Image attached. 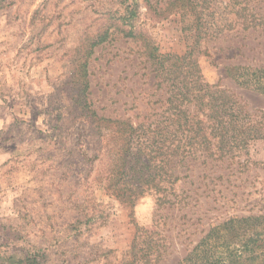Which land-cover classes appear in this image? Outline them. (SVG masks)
Wrapping results in <instances>:
<instances>
[{"label":"rangeland","instance_id":"rangeland-1","mask_svg":"<svg viewBox=\"0 0 264 264\" xmlns=\"http://www.w3.org/2000/svg\"><path fill=\"white\" fill-rule=\"evenodd\" d=\"M134 5L136 38H127ZM147 43L192 52L209 83L264 113V96L226 73L264 65V0H0V264H176L212 226L264 214V141L234 160L199 153L166 168L159 192L135 206L113 195L122 141L90 107L137 123L164 97L143 63ZM138 226L155 232L162 257L133 252Z\"/></svg>","mask_w":264,"mask_h":264},{"label":"trees","instance_id":"trees-1","mask_svg":"<svg viewBox=\"0 0 264 264\" xmlns=\"http://www.w3.org/2000/svg\"><path fill=\"white\" fill-rule=\"evenodd\" d=\"M126 12L127 22L120 32L124 37L136 38L132 24L137 16L136 5ZM112 34L106 30L93 38L90 57ZM146 46L143 63L154 74L155 87L164 97L154 103L143 120L133 123L130 119H106L90 107L95 124L107 122L111 127L106 130L122 141L110 190L130 206H135L146 190L159 192L160 181L156 180L163 179L166 168L174 170L188 159H196L199 153L206 160H234L243 153L247 155L251 143L264 141V113L248 111L234 93L209 83L192 52L183 56L161 54L150 43ZM82 65L86 67L87 61ZM226 73L239 87L264 96V65H230ZM84 77L86 92L89 82L86 74ZM129 175L130 180L139 183L131 185L126 180ZM172 177L179 179L174 173ZM151 182L154 185L146 186ZM166 198L161 196L160 203ZM154 234L138 226L133 240V252H140L147 262L152 255L157 259L163 255V245L153 239ZM176 264H264V214L232 217L212 226Z\"/></svg>","mask_w":264,"mask_h":264}]
</instances>
